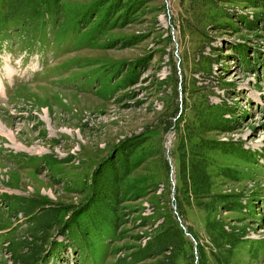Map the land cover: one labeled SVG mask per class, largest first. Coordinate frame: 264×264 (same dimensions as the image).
Returning a JSON list of instances; mask_svg holds the SVG:
<instances>
[{
  "label": "rangeland",
  "instance_id": "obj_1",
  "mask_svg": "<svg viewBox=\"0 0 264 264\" xmlns=\"http://www.w3.org/2000/svg\"><path fill=\"white\" fill-rule=\"evenodd\" d=\"M0 264H264V0H0Z\"/></svg>",
  "mask_w": 264,
  "mask_h": 264
},
{
  "label": "trees",
  "instance_id": "obj_2",
  "mask_svg": "<svg viewBox=\"0 0 264 264\" xmlns=\"http://www.w3.org/2000/svg\"><path fill=\"white\" fill-rule=\"evenodd\" d=\"M200 0H184V5L192 8ZM194 11V10H192ZM194 14V12H193ZM197 137V136H196ZM180 166L179 174L181 186L177 189V201L179 207L186 213L187 209L196 208L207 215H212L220 211L225 202L235 196L234 194L223 195L215 191L218 175L212 168V163L208 159V154L201 144L193 142L192 135H181L179 144ZM227 178L237 180L236 174L229 170H224ZM232 206L234 204H231ZM232 210H237L232 207ZM207 231L215 239H221L212 228L211 222L207 223Z\"/></svg>",
  "mask_w": 264,
  "mask_h": 264
}]
</instances>
